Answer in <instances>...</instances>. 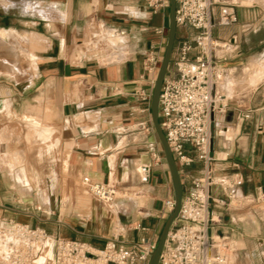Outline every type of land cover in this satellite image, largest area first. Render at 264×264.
<instances>
[{
  "label": "crops",
  "instance_id": "crops-1",
  "mask_svg": "<svg viewBox=\"0 0 264 264\" xmlns=\"http://www.w3.org/2000/svg\"><path fill=\"white\" fill-rule=\"evenodd\" d=\"M249 2L215 0V16L226 10L236 22L214 27L212 35L220 42L235 36L234 52L259 15V6L246 5ZM167 28L168 8L153 12L145 0H0V64L6 74L19 73L23 79L19 97L32 89L33 99L48 101L56 110L59 127L41 125L51 129L45 141L37 137L36 128L25 124L39 143L60 147L61 168L68 179L64 188L60 186L66 204H53L47 198L41 203L29 197L28 177L30 191L25 192L7 164L8 172L0 170V214L53 237L81 240L97 248L116 223L129 228L139 223L148 229L129 231V240L158 237L164 220L155 215L164 200L173 199V190L151 123L150 100H138L135 92L151 95V76L143 62L151 48L157 52L166 44ZM156 29H162V35ZM192 33L189 28L178 29L175 39ZM12 62L18 65L13 67ZM19 62L22 66L28 62L27 68ZM222 92L227 98L232 91ZM0 95L10 100L11 109L12 94ZM57 129L60 138L54 137ZM210 129L213 176L242 181L229 198L218 186L211 188V197L224 200L226 206L210 203V232L241 243L237 258L254 252L262 257L264 201L256 195L259 189L264 191V78L253 91L229 99L225 110H216ZM184 171L180 178L188 185L202 175V166L194 163ZM85 177L96 184L114 185L118 191L137 190L139 204L124 198L110 205L96 200L98 207L66 213L69 202L76 209L79 182L88 192L81 183Z\"/></svg>",
  "mask_w": 264,
  "mask_h": 264
},
{
  "label": "built area",
  "instance_id": "built-area-1",
  "mask_svg": "<svg viewBox=\"0 0 264 264\" xmlns=\"http://www.w3.org/2000/svg\"><path fill=\"white\" fill-rule=\"evenodd\" d=\"M175 3L176 30L189 28L193 33L175 39L159 94V122L179 175L185 176L184 170L194 163L201 164L202 175L191 179L188 185L182 183L180 208L157 264H230V257L238 251L236 243L227 235L210 232L213 221L208 213L210 203L225 207L226 202L211 197L210 190L218 186L229 198L242 181L213 176L210 126L212 114L227 107L225 98L221 99L215 91L220 79L218 62L230 58L238 39L232 36L220 42L213 37L212 30L235 23L236 17L226 10L215 16V0H175ZM145 4L153 12L168 8L167 0H145ZM155 33L162 35V29H156ZM160 61L152 48L145 55L143 66L151 76L152 86ZM135 96L140 101L151 98L144 90L136 91ZM81 183L103 204H113L117 199L114 185L96 184L86 177ZM256 199L264 201L263 190H258ZM173 206L172 198L164 200L155 218L165 220ZM147 230L139 223L132 228L116 223L104 244L97 248L85 241L53 237L43 229L3 216L0 264H147L157 237L141 235L134 241L127 238L129 231Z\"/></svg>",
  "mask_w": 264,
  "mask_h": 264
},
{
  "label": "rangeland",
  "instance_id": "rangeland-1",
  "mask_svg": "<svg viewBox=\"0 0 264 264\" xmlns=\"http://www.w3.org/2000/svg\"><path fill=\"white\" fill-rule=\"evenodd\" d=\"M251 4H257V6H259L258 18L247 28L244 35H242L239 50L231 54L230 58H227L225 61L218 62L217 69L221 75L220 78L226 73L234 80L231 84L233 90L230 97H224L226 101L234 99L242 93L253 91L261 82L254 83L250 79L251 75H247L246 70L251 69L252 65L256 66V70H259L260 73L258 72V75L264 73V0H250L249 3H246V5ZM164 49L165 44L163 43L157 51V57L160 60L163 56ZM20 63L22 62H19V65ZM23 63L24 65L22 66L21 64L20 66L27 68L28 62ZM223 63H232L233 65L227 66ZM4 71L5 68L0 64V93L7 92L12 94L11 101L13 105L10 109V100L8 99L9 103L5 104V100L7 99H1L0 95V157L2 158L0 170L8 172V164L9 168L14 172V181L16 179L18 183L15 182L22 186L25 192L30 191L26 179L27 176L32 189V193L29 194L30 198H35L36 201L41 203L46 202L45 199L47 198L50 203L55 204V201L57 203L61 201L62 205H64L68 198L64 190L61 192L60 186L64 188L68 179L61 168L60 160L63 154L60 147L49 148V144L39 143L35 139L32 129L26 125L30 124L36 128L37 137L41 138V141H45L49 138L51 129L41 125L55 128L58 125L57 127H59L60 124L58 122L56 110L52 108L48 101L38 98L33 99L34 94L31 91L32 89L28 90L29 93H27L24 98L19 97L18 94L21 92L23 79L18 76L19 73L6 74ZM7 76L9 77L7 78ZM221 80L222 79H219V81ZM217 85L215 86L217 96H224ZM3 96H5V94ZM224 98L222 97L221 99ZM43 130H49V132L47 131L48 133L44 134ZM27 132H31L29 138L25 137ZM54 137L60 138L61 130L57 129ZM51 171L53 172L52 176L49 175ZM139 176H141V178L143 177L142 172L141 174L139 173ZM16 177H20L18 179L21 183ZM78 185L79 190L74 197L76 203L74 202L73 206L76 207V209H73L72 203L69 202L67 205L68 209L65 210L66 213H74L75 211L81 212L87 207H98L99 205L96 199L85 191L80 182ZM136 191L117 190L116 197L126 200L130 199L139 204L140 195L135 194ZM36 206H38V204H36ZM123 208L125 209L126 206ZM262 213L264 215V206L263 210L260 211V215H262ZM3 216L6 217L4 214H0V217ZM53 216L54 215H52V217ZM234 241L238 251L233 253L230 258L232 264H264V255L261 257L256 255L255 252L251 255L249 253H246V255L241 254V257L239 255L237 258L235 255L239 254L242 244L238 243L236 240ZM261 244L262 252H264V241L261 242ZM48 247H50V245ZM48 251H51L50 248H48ZM49 255L50 253H47V256Z\"/></svg>",
  "mask_w": 264,
  "mask_h": 264
},
{
  "label": "water",
  "instance_id": "water-1",
  "mask_svg": "<svg viewBox=\"0 0 264 264\" xmlns=\"http://www.w3.org/2000/svg\"><path fill=\"white\" fill-rule=\"evenodd\" d=\"M168 1V28H167V39L165 44V49L163 52V56L160 61V65L155 77V81L153 84L151 98H150V117L151 123L156 134L157 140L159 142L168 172L170 176V181L173 190V201L174 206L168 216L165 218L161 231L157 237L156 246L153 252L150 255L149 261L147 264H157L159 260V256L164 245L166 235L176 218L180 203L182 199L183 187L181 178L175 164V161L172 157L171 151L168 147L164 134L162 132L160 122H159V114H158V105H159V94L160 89L164 80V77L167 73V69L169 66L173 46L175 43L176 36V23H175V8L176 3L175 0H167Z\"/></svg>",
  "mask_w": 264,
  "mask_h": 264
},
{
  "label": "bare ground",
  "instance_id": "bare-ground-1",
  "mask_svg": "<svg viewBox=\"0 0 264 264\" xmlns=\"http://www.w3.org/2000/svg\"><path fill=\"white\" fill-rule=\"evenodd\" d=\"M6 6V5H5ZM2 7H3V5H2ZM7 7V6H6ZM7 32V31H6ZM4 33V32H3ZM11 33V32H10ZM7 35V34H6ZM3 40V39H2ZM14 62V61H13ZM12 62V64H13V67L15 66V65H18L16 62L15 63H13ZM260 65V64H259ZM17 68V67H16ZM30 68V67H29ZM11 69H13V68H11ZM10 72H11V70H10ZM246 72H247V75H251V77H250V79L254 82V83H257V82H260V81H262V78L264 77V73H261V74H259L258 75V72H259V70L257 69L256 70V66H254V65H252L251 66V69H247L246 70ZM260 73V72H259ZM253 75V76H252ZM258 75V76H257ZM219 77H221V75L219 76ZM220 79H222L221 81H218V85H217V87H218V89L220 88L221 90L220 91H223V90H227V91H232L233 89H232V86H231V84H232V82L234 81V80H232V78L229 76V75H227L226 73L223 75V77L222 78H220ZM256 85V84H255ZM255 87V86H254ZM227 93V92H226ZM226 95V94H225ZM1 98H2V96H1ZM8 99V98H7ZM2 103L4 104V102L2 101ZM9 102H8V100H5V104H8ZM44 132V134H47L48 132H49V130H43ZM48 131V132H47ZM43 138V137H42ZM40 140H41V138H39ZM43 141V140H42ZM17 179L18 178H20V177H16ZM19 180V179H18ZM15 181H16V179H15ZM25 181V180H24ZM17 182V181H16ZM19 182H20V180H19ZM18 183V182H17ZM21 183V182H20ZM25 184V183H24ZM50 256V255H49Z\"/></svg>",
  "mask_w": 264,
  "mask_h": 264
}]
</instances>
